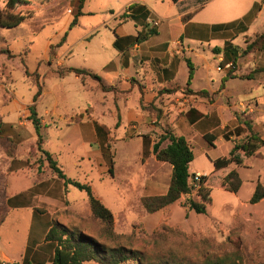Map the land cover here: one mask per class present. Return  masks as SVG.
<instances>
[{
  "label": "crops",
  "instance_id": "obj_1",
  "mask_svg": "<svg viewBox=\"0 0 264 264\" xmlns=\"http://www.w3.org/2000/svg\"><path fill=\"white\" fill-rule=\"evenodd\" d=\"M132 3L144 6L149 12L148 17L158 21L159 25L155 28H142L131 21H122L121 14ZM160 4L162 6L158 8ZM209 5L210 2L201 0H180L177 3L172 0L123 2L113 19L116 27L111 41L110 60L101 61L98 58L96 61H84L79 67H73L72 64L66 66V61L69 60L65 59L58 64L66 68L89 70L98 75L106 86L114 87L115 90H101L102 97L95 102V106L89 102L82 106L80 115H76L77 119L74 121L71 119L75 116L64 118L57 115V101L51 110L45 108L41 112L46 117L38 113L39 104L48 94H53L46 86L37 102L36 111L41 125L50 127L49 133L44 134L43 149L57 162L67 178L92 188L94 195L112 212L115 226L117 222L140 221L149 232L155 224L165 219L171 209L172 205L149 214L143 209L141 202L145 196H161L168 191L170 180L166 182L160 176L166 166L171 171L172 167L158 161L152 152L161 133L160 127L165 128V121L170 123L175 134L184 136L190 143L196 137L205 139L208 135L211 140L214 139L210 146L217 150L218 142L225 141L230 145L227 147V156L236 141H242L249 134L245 131L246 122L264 140V50L257 51L249 47L250 42L260 33L253 34L252 37L246 36L251 22L262 18L264 1L250 0L248 4L238 5L231 0L230 6L223 11L238 13L240 16L234 21L241 22L242 27L232 28L227 34L224 31L221 39L223 53L217 47L212 49L215 60H222L220 71L225 73L218 88H215L213 78L207 79L208 88L196 86L197 80H200L201 68L203 70L211 65L207 61L203 63L201 55L195 51L198 47L196 45L206 39L208 30L211 32V27L215 25L213 21L196 19ZM171 9L177 11L176 15L169 14ZM151 29H155L156 34L143 42H136L140 32L146 34ZM239 31L244 33L245 38L241 45L235 47L241 34ZM185 38L187 49L184 47ZM207 41L209 44L214 40ZM81 45L87 54L88 49L94 46L100 52L105 50L92 37ZM227 46L230 48L226 49ZM235 48H238L239 57L235 54ZM106 50L109 52V49ZM72 52L73 46L68 45L65 54ZM187 52L194 54V60L185 56ZM187 59L195 69L190 89L195 92L205 91L208 96L186 95L182 92L159 94L164 89L186 86L189 76ZM228 64H232V67L225 68ZM0 66V210L4 215L0 225V264H53L54 248L45 239L48 231L55 224L73 231L83 220L92 218L89 201L84 191H80V201L69 199V193L75 187L57 179L47 168L44 156L37 151V133L30 120L29 108L33 104L35 93L30 90L27 95L19 94L11 75ZM57 69L55 64L51 65L55 75L54 71ZM229 74L231 75L228 76ZM59 78L63 82H81L84 94L97 89L96 84L88 89L92 81L87 77L84 81L75 74ZM141 87L145 92L144 102L154 103L161 113L150 114L142 110ZM109 117H112L111 124L106 123ZM123 126H127L128 134L120 133ZM240 127L241 131L238 133ZM112 132L115 138H112ZM110 138L114 139V152L116 151L113 153V167L108 166L102 154V149L107 147L106 143ZM135 138L139 169L134 171L132 166L119 168L123 163L120 161L121 157L125 160L124 163L128 159L124 158L127 153L118 157L116 146L125 143L122 146L126 152L131 148L126 144ZM262 150L251 158H258ZM236 156L242 160V165L250 159L243 152ZM216 159L218 158H210L212 165ZM68 161H71L73 170L76 169V174H73L75 176H70L65 166ZM95 163L105 165L108 177L107 173L94 167ZM238 167L240 166L231 164L218 171L226 176L233 170L238 172ZM109 175L112 184L108 185V190L104 193H99L94 180H89L95 179L92 178L94 176L99 181H104L109 179ZM258 183L260 182L256 185ZM134 215L143 218L133 221L131 218ZM84 231L81 232L86 234Z\"/></svg>",
  "mask_w": 264,
  "mask_h": 264
},
{
  "label": "rangeland",
  "instance_id": "obj_2",
  "mask_svg": "<svg viewBox=\"0 0 264 264\" xmlns=\"http://www.w3.org/2000/svg\"><path fill=\"white\" fill-rule=\"evenodd\" d=\"M6 1L0 0V8L5 6ZM30 1L38 7V9L35 8V13L31 17H28L17 28L0 29V65L3 66V71L11 75L13 85L18 89L19 94L23 95H27L30 90L34 91L35 94L37 92L36 83L33 81L34 77L29 78L25 72L38 73V82L42 86V92L46 86L53 93L48 94L43 102L39 104L40 111L38 110V113L46 117L41 112H44L45 108L51 110L57 101V115L64 118L75 116L71 119V121H74L77 119L76 115H80L82 106L87 105L88 102L95 106V102L102 97V89L96 80L87 77L92 81L88 85V89H92L91 85L94 84L97 85V89L84 94L81 90V82L69 80L63 82V80H60L56 71L66 67H61L58 64H61L62 60L65 59L69 60L66 61V66L72 64L73 67H79L85 63L84 61H96L98 58L101 61L110 60L112 54L111 41L114 38L113 32L116 27V21L113 19L118 14L122 3L128 0H85L83 8L80 10L81 15H77L80 0ZM230 1L201 0L205 3L210 2V5L196 19L213 21L215 24L211 27V32L208 30L207 35L204 34L206 39L198 43L196 45L198 47L195 49L201 55L203 63L207 61L208 64H211L199 71L201 78L199 77L200 80H197L196 86H201V88H208V78H213L215 88L220 86L225 73L217 70V67L222 68V65L215 60L216 56L212 49L217 47L223 53V41L221 39H223L226 27L231 26L233 29L242 27L241 22L234 21L240 16L238 13L223 12L230 6ZM249 2L250 0H232V3H238V5H245ZM161 6L160 4L158 8H161ZM176 13L175 9H171L169 12L171 16L176 15ZM75 19L76 23L73 25ZM126 21L135 24L131 19ZM206 28L208 29L209 26ZM263 29L264 14L260 20L251 22L246 36L252 37L253 34L261 33ZM238 33L241 34L235 42V47L241 45L245 38L242 31ZM90 37L94 38V42L99 41V44L104 46V52H100L95 46L88 49V54L84 52L81 44ZM208 39L214 41L208 44ZM184 42V47L187 49V39ZM68 45L73 46V52L69 55L65 54ZM106 49H109V52ZM235 54L238 57L240 55L238 51H235ZM193 55L187 52L185 56L194 60ZM54 64L58 67L54 71L57 75L51 70V65ZM224 67L226 68V66ZM206 71H208L207 76ZM84 80H86V77L83 78ZM111 122L112 117L106 119L107 124H111ZM160 128L162 132L163 127ZM165 128L171 129L168 121H165ZM120 129L121 134H128L127 126ZM49 130V126L43 127V136L49 133ZM111 136L115 138L113 132ZM239 142L241 141H236V143ZM124 144L121 143L116 146L118 157L127 153L124 158L128 159L124 163L125 160L121 157L122 160L120 161L123 163L119 165V168L121 166H132L133 170L136 171L140 165L136 160L137 138L128 141L126 145L131 148L126 152L123 150L124 146L122 145ZM189 144L194 152L190 173L192 175L197 172L204 173L208 179V187L211 189L212 202L207 206L206 214H196L188 210L187 207H184L187 197H182L178 203L170 207L171 209L168 210L165 219L155 224L149 232H147L142 222L134 221L143 218L140 215H134L131 218L134 221L133 223L132 221L129 223L117 222V225H114V230L121 236L118 240L102 236L104 226L100 221L93 218L83 220L77 227L73 228V231L79 233L85 230L86 235H92L112 248L120 243L128 248L131 246L133 249L149 254L175 253L179 257H184L190 261H199L209 255L228 258L242 264H264V200L254 205L249 202L255 191L256 183L260 182L264 186V149L258 158H250L245 165L238 167L242 186L237 193H231L221 186L225 173L215 172L210 161V158L226 157L227 147L230 145L221 140L218 142L217 150H213L210 144L201 137H196ZM106 145L109 157L113 160V153L116 152H114V139L110 138ZM102 154L106 158L105 162L107 161L108 166L111 167L108 158L103 153V149ZM67 164L65 166L70 172V176H75L73 174H76V169L73 170L71 161H68ZM94 167L101 172L104 171V174L107 173L104 164L95 163ZM166 167L160 177L168 182L172 171L169 170L168 166ZM92 178L95 179L89 180H94V185L99 193H104L108 190V185L112 184L110 175L109 179L106 178L104 181H99L94 176ZM80 193V190L72 188L69 199H81ZM84 198L86 199V196ZM190 198L197 199L196 193L193 192ZM154 233L155 235H153Z\"/></svg>",
  "mask_w": 264,
  "mask_h": 264
},
{
  "label": "trees",
  "instance_id": "obj_3",
  "mask_svg": "<svg viewBox=\"0 0 264 264\" xmlns=\"http://www.w3.org/2000/svg\"><path fill=\"white\" fill-rule=\"evenodd\" d=\"M84 1L85 0H80L79 2L77 15H81L80 10L83 8ZM172 1L177 3L180 0ZM35 8L38 9V7H36L30 0H7L5 6L0 8V29L9 30L19 27L28 17H31L35 13ZM148 15L149 12L144 6L139 3H132L126 7L120 18L124 21L131 19L135 22L136 26L147 28L148 25L146 24V19L148 18ZM75 23L76 19L72 24L74 25ZM231 28V26L226 27L224 30L226 31V34ZM154 34H156L155 29L146 31V34L140 32L136 37V42H143L149 36ZM228 47L230 48V46H227L226 49ZM249 47L257 51L264 50V31L255 36L252 42H250ZM235 50L238 51V48H235ZM186 62L189 68V76L186 86L183 88L174 87L172 89H164L163 91H160L159 94H163L164 92L167 94L182 92L186 95L208 96V93L205 91L195 92L190 89L195 69L190 60L187 59ZM25 73L29 77H34L33 81L37 86V92L33 98V104L29 108L30 120L37 133V151L44 156V160L47 162V168L57 179L63 180L66 185H72L78 190L86 193L92 218L100 221L104 226L102 236L110 237L113 240L120 239L121 236L114 230V217L112 212L94 195L92 188L89 185L81 184L67 178L57 162H55L52 159V156L43 149V126L41 125V120L36 111L37 102L42 95V86L38 82V73L30 74L28 71ZM56 73L60 77L68 74H75L77 77L81 78L90 77L99 83L104 92L115 90L114 87L106 86L98 75L86 69L68 67L59 69ZM230 75L231 74L228 76ZM141 96V108L143 111L150 114L161 113V110L157 109L154 103L144 102L145 92L142 87ZM245 126V131L249 134L241 142L234 144L228 156L213 161L215 171L227 168L231 164L241 166L242 160L236 156L238 152H243L245 157L251 158L256 156L261 149H264V140L254 133L252 127L247 122L245 123ZM240 131L241 127L238 129V133ZM204 138L210 145H212L214 139L211 140L208 135ZM7 142L9 141L7 140ZM152 152L158 161L167 163L172 167V174L167 193L161 196L143 197L141 200L143 209L147 213L153 214L175 204L182 197H187L184 207H187L188 210L193 211L196 214H206L207 206L212 202L211 189L208 187V179L204 175H202L197 181L198 189L196 191L192 185L195 174L192 175L190 173V164L194 160V153L189 141L184 136H178L175 134L172 129L163 128L153 145ZM103 153L109 159V164L112 167L113 161L109 157L108 147L103 148ZM39 162L42 163L41 160H39ZM221 186L226 191L237 193L242 186L239 173L236 170L231 171L222 179ZM193 192L196 193L197 199L190 198ZM262 200H264V186L261 183H258L249 202L254 205ZM3 220L4 215L0 210V225L3 223ZM153 235H155V233ZM45 239L46 241L51 242L54 248L53 264H242L219 256L208 255L202 260L190 261L184 257H179L175 253L149 254L133 249L131 246L128 248L120 243L112 248L92 235L71 231L60 224H55L48 231Z\"/></svg>",
  "mask_w": 264,
  "mask_h": 264
},
{
  "label": "built area",
  "instance_id": "obj_4",
  "mask_svg": "<svg viewBox=\"0 0 264 264\" xmlns=\"http://www.w3.org/2000/svg\"><path fill=\"white\" fill-rule=\"evenodd\" d=\"M146 24L152 28H155L159 25L158 21L154 20L153 18L151 19V17H148L146 19ZM222 60L219 59V63H221ZM232 67V64H228L226 65V68H231ZM218 70H221V68L219 67ZM185 102H183V105H184ZM202 175L201 174H195V176L193 177V181H192V185L194 187L195 190L198 189V185H197V181L199 180V178L201 177ZM205 176V175H204Z\"/></svg>",
  "mask_w": 264,
  "mask_h": 264
}]
</instances>
